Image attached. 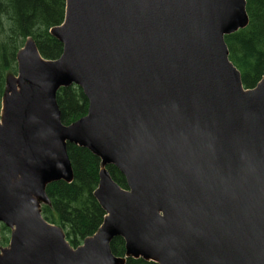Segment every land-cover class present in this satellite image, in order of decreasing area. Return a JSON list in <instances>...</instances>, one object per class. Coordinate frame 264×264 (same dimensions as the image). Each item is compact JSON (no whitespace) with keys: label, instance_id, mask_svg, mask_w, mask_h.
Returning a JSON list of instances; mask_svg holds the SVG:
<instances>
[{"label":"water","instance_id":"1","mask_svg":"<svg viewBox=\"0 0 264 264\" xmlns=\"http://www.w3.org/2000/svg\"><path fill=\"white\" fill-rule=\"evenodd\" d=\"M245 4L66 0L58 58L26 39L1 99L0 264H264V70L244 87L224 39L248 25ZM71 85L87 112L63 124ZM67 144L99 158L105 212L75 248L41 213L46 186L73 180Z\"/></svg>","mask_w":264,"mask_h":264},{"label":"trees","instance_id":"2","mask_svg":"<svg viewBox=\"0 0 264 264\" xmlns=\"http://www.w3.org/2000/svg\"><path fill=\"white\" fill-rule=\"evenodd\" d=\"M66 0H0V109L8 74L17 72L16 54L27 38H32L43 58L56 59L62 53V44L50 35L53 26L62 23ZM248 25L225 36L229 59L241 74L244 87L252 88L261 79L264 70V0H246ZM56 102L63 124L84 116L88 102L82 90L75 85L59 88ZM67 154L73 170L70 183H49L46 195L49 204L41 206L42 216L60 226L73 248L92 236L102 224L105 212L93 196L98 185V157L88 149L67 144ZM112 179L122 188L126 180L119 170L109 165ZM10 230L0 226V247L9 242ZM115 256L125 255L124 241L115 237L110 242ZM125 264H155L142 258H126Z\"/></svg>","mask_w":264,"mask_h":264},{"label":"rangeland","instance_id":"3","mask_svg":"<svg viewBox=\"0 0 264 264\" xmlns=\"http://www.w3.org/2000/svg\"><path fill=\"white\" fill-rule=\"evenodd\" d=\"M6 246H8V245H5V246H1V247H6Z\"/></svg>","mask_w":264,"mask_h":264}]
</instances>
